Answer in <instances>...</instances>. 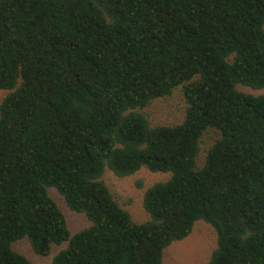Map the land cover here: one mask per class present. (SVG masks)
<instances>
[{
	"label": "trees",
	"instance_id": "obj_1",
	"mask_svg": "<svg viewBox=\"0 0 264 264\" xmlns=\"http://www.w3.org/2000/svg\"><path fill=\"white\" fill-rule=\"evenodd\" d=\"M264 0H0V264H163L196 221L209 264H264ZM182 86L177 125L137 111ZM221 131L197 168L200 140ZM170 172L136 223L101 177ZM48 187L91 225L72 233Z\"/></svg>",
	"mask_w": 264,
	"mask_h": 264
},
{
	"label": "rangeland",
	"instance_id": "obj_2",
	"mask_svg": "<svg viewBox=\"0 0 264 264\" xmlns=\"http://www.w3.org/2000/svg\"><path fill=\"white\" fill-rule=\"evenodd\" d=\"M237 89L254 95L264 94V89H253L241 84L237 85ZM8 93L9 90L0 89V105ZM187 106L184 89L182 86H178L171 95L156 98L146 107L136 110L143 113L152 126H173L183 122ZM221 136L220 130L211 127L203 133L200 140L197 168L204 166L209 149ZM170 177V172H153L147 167H142L133 175L120 177L107 168L101 179L105 181L119 204L130 212L132 220L136 223H144L151 219L150 213L144 207L145 192L154 184L167 181ZM48 191L64 212L72 233L91 225L84 213L70 209L64 196L55 187H48ZM65 246L66 244L54 245L49 255L42 256L34 252L27 238L13 244V248L27 256L33 264H53L54 255ZM216 246L217 232L215 229L208 222L198 220L189 236L173 242L166 248L163 264H209L211 254Z\"/></svg>",
	"mask_w": 264,
	"mask_h": 264
}]
</instances>
